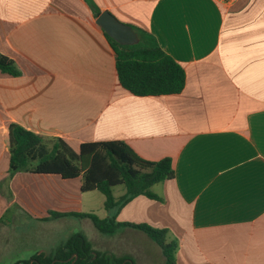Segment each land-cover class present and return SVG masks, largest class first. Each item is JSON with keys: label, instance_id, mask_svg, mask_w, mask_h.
I'll list each match as a JSON object with an SVG mask.
<instances>
[{"label": "crops", "instance_id": "obj_1", "mask_svg": "<svg viewBox=\"0 0 264 264\" xmlns=\"http://www.w3.org/2000/svg\"><path fill=\"white\" fill-rule=\"evenodd\" d=\"M92 2L151 34L185 87L147 97L123 88L86 0H0V53L20 72L0 71V264L49 255L74 234L132 264L166 261L139 230L104 235L88 218H52L96 207L81 178L10 176L12 123L74 150L122 141L146 160L170 158L174 178L153 187L163 201L136 197L116 221L169 229L177 264H264V0Z\"/></svg>", "mask_w": 264, "mask_h": 264}, {"label": "trees", "instance_id": "obj_2", "mask_svg": "<svg viewBox=\"0 0 264 264\" xmlns=\"http://www.w3.org/2000/svg\"><path fill=\"white\" fill-rule=\"evenodd\" d=\"M100 15L92 0H86ZM139 36L135 45H121L107 39L116 54L119 83L138 97L179 94L185 87L183 67L167 55L156 39L145 31L133 27ZM0 71L18 76L15 64L0 53ZM4 143L10 153L9 174H54L63 179L81 178V191L100 192L104 209L110 213L99 218L93 213L53 214L52 218L76 216L88 218L95 229L104 235L115 233L120 227H129L145 233L161 249L165 264H176L178 240L167 235V229L153 228L147 224H129L116 221L120 209L134 198L144 196L150 200L163 201L153 187L174 178L172 160L165 158L149 161L140 157L122 141L93 142L81 144L78 150L71 148L60 138H44L22 126L12 123L4 133ZM123 186L125 193L116 198L114 188ZM14 264H132L120 258L92 248L82 234H74L53 253H37L29 260Z\"/></svg>", "mask_w": 264, "mask_h": 264}, {"label": "water", "instance_id": "obj_3", "mask_svg": "<svg viewBox=\"0 0 264 264\" xmlns=\"http://www.w3.org/2000/svg\"><path fill=\"white\" fill-rule=\"evenodd\" d=\"M103 31L121 45H135L140 39L132 26L115 18L110 12L103 11L96 20Z\"/></svg>", "mask_w": 264, "mask_h": 264}, {"label": "rangeland", "instance_id": "obj_4", "mask_svg": "<svg viewBox=\"0 0 264 264\" xmlns=\"http://www.w3.org/2000/svg\"><path fill=\"white\" fill-rule=\"evenodd\" d=\"M123 189H124L123 186L115 187L113 189L114 195L119 196L122 193ZM85 197L86 198L91 197L92 205H95V207H96L93 211L94 212L93 214L97 215L99 218H104V215L106 214V211L104 209V200H105L104 196L100 192L94 191V192L86 193ZM164 214H165V212L161 213L162 218H164ZM153 228H155V227H153ZM167 230L169 231L167 238H168V236L170 238H173V239L176 238L178 240L177 242H178V248H179V239L176 236H174L169 229H167ZM16 232H18V231H16ZM177 252H178V250H177ZM162 260H163V257H162ZM177 261L178 260H177V254H176V264H177ZM10 264H12V263H10ZM156 264H157V262H156Z\"/></svg>", "mask_w": 264, "mask_h": 264}, {"label": "built area", "instance_id": "obj_5", "mask_svg": "<svg viewBox=\"0 0 264 264\" xmlns=\"http://www.w3.org/2000/svg\"><path fill=\"white\" fill-rule=\"evenodd\" d=\"M232 1H236V0H232Z\"/></svg>", "mask_w": 264, "mask_h": 264}]
</instances>
